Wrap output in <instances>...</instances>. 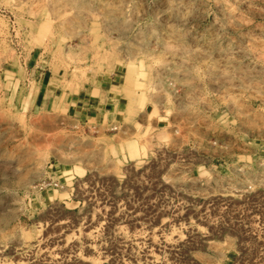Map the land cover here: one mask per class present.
Masks as SVG:
<instances>
[{"label": "rangeland", "instance_id": "obj_1", "mask_svg": "<svg viewBox=\"0 0 264 264\" xmlns=\"http://www.w3.org/2000/svg\"><path fill=\"white\" fill-rule=\"evenodd\" d=\"M37 69L64 91L115 71L130 115L41 109ZM251 194L264 0H0V264H264Z\"/></svg>", "mask_w": 264, "mask_h": 264}, {"label": "crops", "instance_id": "obj_2", "mask_svg": "<svg viewBox=\"0 0 264 264\" xmlns=\"http://www.w3.org/2000/svg\"><path fill=\"white\" fill-rule=\"evenodd\" d=\"M120 76L114 71L99 77L95 83H86L78 91H64L56 83L57 78L54 72L50 69H37L34 103L41 109L51 110L54 114L57 110H62L85 123H124L130 115V103L129 99H126L120 91L121 84L118 82ZM142 112L140 107L134 106L133 121L141 123ZM160 122V120L156 121L157 128L161 127ZM159 137L156 134V138ZM223 156L225 154L223 152L218 154L217 149L212 155L213 162L208 164L199 163V166L218 171L220 166L227 164ZM238 156H247V154L237 153L236 157Z\"/></svg>", "mask_w": 264, "mask_h": 264}, {"label": "built area", "instance_id": "obj_3", "mask_svg": "<svg viewBox=\"0 0 264 264\" xmlns=\"http://www.w3.org/2000/svg\"><path fill=\"white\" fill-rule=\"evenodd\" d=\"M117 128L116 126H113V129ZM56 185H58V183H56ZM264 197L263 196H259V195H246L245 196V201L247 203H251V205L249 206L251 209V213L253 214V216H260L262 215L261 210H258V208L260 207V205H257L256 202H260L261 200H263ZM264 201V200H263Z\"/></svg>", "mask_w": 264, "mask_h": 264}, {"label": "bare ground", "instance_id": "obj_4", "mask_svg": "<svg viewBox=\"0 0 264 264\" xmlns=\"http://www.w3.org/2000/svg\"><path fill=\"white\" fill-rule=\"evenodd\" d=\"M155 238V237H154ZM154 245V244H153Z\"/></svg>", "mask_w": 264, "mask_h": 264}]
</instances>
